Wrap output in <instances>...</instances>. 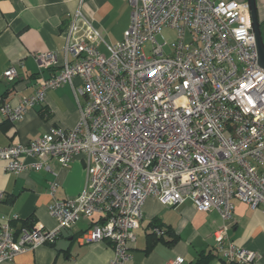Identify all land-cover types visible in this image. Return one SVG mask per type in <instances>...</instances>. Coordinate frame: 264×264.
<instances>
[{
  "label": "built area",
  "instance_id": "2783aa9c",
  "mask_svg": "<svg viewBox=\"0 0 264 264\" xmlns=\"http://www.w3.org/2000/svg\"><path fill=\"white\" fill-rule=\"evenodd\" d=\"M129 3L130 26L123 41L110 45L81 0L69 17L63 64L57 53H35L42 77L36 92L16 107L0 106L1 117L20 121L49 91L80 79L85 103L78 125L52 127L28 145L0 148V161L9 174L53 173L51 160L69 168L84 155L88 175L82 193L64 201L54 199L51 185L53 230L17 231L8 220L0 225V264L53 244L63 231L96 217L79 241L108 240L114 250L109 264H128L149 198L170 208L190 202L199 212L217 211L225 225L213 238L225 263L253 264L258 258L229 242L226 225L236 200L264 212V69L250 3ZM165 29L177 35L172 44L157 42ZM45 72L51 76L43 78ZM17 76L15 67L4 73L7 80Z\"/></svg>",
  "mask_w": 264,
  "mask_h": 264
},
{
  "label": "crops",
  "instance_id": "0c3cea01",
  "mask_svg": "<svg viewBox=\"0 0 264 264\" xmlns=\"http://www.w3.org/2000/svg\"><path fill=\"white\" fill-rule=\"evenodd\" d=\"M255 1L264 42V0ZM80 3L81 0H0V106L7 103L16 107L36 92L42 77L33 58L35 53H57L60 65L63 64L69 17L77 12ZM84 3L86 13H92L96 28L108 44L123 41L131 22L129 0ZM101 52L107 54L106 48L101 47ZM12 67L18 76L7 80L4 73ZM50 76V72L43 74V78ZM81 85V80L76 79L72 85L49 91L44 103L27 111L20 121L11 122L0 115V148L28 145L52 127L74 129L85 103L78 93ZM50 165L53 173L27 171L15 175L6 173L5 162L0 161V225L8 220L17 231L56 227L48 209L53 202L51 185L56 184L54 199L58 201L80 195L88 182L86 156L76 157L69 168H63L56 160H51ZM233 204V217L226 223L229 242L256 253L258 258L253 264H264V212L238 200ZM143 210L137 241L131 245L133 260L128 264H168L179 258L183 264H195L202 253L211 252L214 257L210 264H226L213 238L225 225L217 211L199 212L190 202L170 208L153 198L145 202ZM95 221L83 220L63 231L55 243L22 253L5 264H109L114 253L111 242L83 244L78 239ZM155 229L166 234L158 237Z\"/></svg>",
  "mask_w": 264,
  "mask_h": 264
},
{
  "label": "water",
  "instance_id": "95a60500",
  "mask_svg": "<svg viewBox=\"0 0 264 264\" xmlns=\"http://www.w3.org/2000/svg\"><path fill=\"white\" fill-rule=\"evenodd\" d=\"M250 7H251V16H252V23L256 38V45H257V51L259 56V65L262 69H264V42L261 35L260 25L258 21V15H257V6L255 0H249Z\"/></svg>",
  "mask_w": 264,
  "mask_h": 264
},
{
  "label": "rangeland",
  "instance_id": "374dc122",
  "mask_svg": "<svg viewBox=\"0 0 264 264\" xmlns=\"http://www.w3.org/2000/svg\"><path fill=\"white\" fill-rule=\"evenodd\" d=\"M188 39H189V35L187 36ZM176 38H177V35L174 31L172 30H169V29H165L162 33V36H158L157 37V42L159 44H163L165 41H167L169 44H172L173 42L176 41ZM166 53L169 52V48L166 47L165 49ZM145 54L150 57L151 56V51H150V48L147 47L146 50H145Z\"/></svg>",
  "mask_w": 264,
  "mask_h": 264
},
{
  "label": "trees",
  "instance_id": "16d2710c",
  "mask_svg": "<svg viewBox=\"0 0 264 264\" xmlns=\"http://www.w3.org/2000/svg\"><path fill=\"white\" fill-rule=\"evenodd\" d=\"M214 257V253L211 252L209 254L202 253L197 262L195 264H210L212 258Z\"/></svg>",
  "mask_w": 264,
  "mask_h": 264
}]
</instances>
